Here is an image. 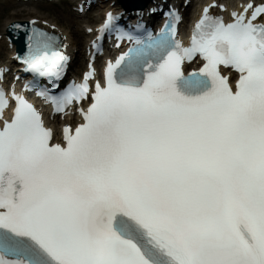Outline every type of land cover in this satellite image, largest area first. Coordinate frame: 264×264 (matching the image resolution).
Instances as JSON below:
<instances>
[{
	"label": "snow or ice",
	"instance_id": "6c2138e0",
	"mask_svg": "<svg viewBox=\"0 0 264 264\" xmlns=\"http://www.w3.org/2000/svg\"><path fill=\"white\" fill-rule=\"evenodd\" d=\"M261 18L251 3L233 23L205 15L191 48L142 77L109 64L66 147L14 97L0 130V264H264ZM27 40L28 69L58 76L55 38L33 28ZM197 54L204 66L185 76ZM221 65L240 74L235 92ZM7 107L0 92V118Z\"/></svg>",
	"mask_w": 264,
	"mask_h": 264
},
{
	"label": "rangeland",
	"instance_id": "374dc122",
	"mask_svg": "<svg viewBox=\"0 0 264 264\" xmlns=\"http://www.w3.org/2000/svg\"><path fill=\"white\" fill-rule=\"evenodd\" d=\"M66 6V1L63 3ZM32 8V6H29ZM24 9L23 7H18L11 0H0V22H3L5 19H24L29 17H54L57 19L58 24L70 31H78L79 25L81 22L77 21L72 17L69 11L66 8H55L49 5H40L39 13L28 14L23 12L19 14L18 11Z\"/></svg>",
	"mask_w": 264,
	"mask_h": 264
},
{
	"label": "bare ground",
	"instance_id": "6f19581e",
	"mask_svg": "<svg viewBox=\"0 0 264 264\" xmlns=\"http://www.w3.org/2000/svg\"><path fill=\"white\" fill-rule=\"evenodd\" d=\"M131 1H132V0H131ZM143 1H146V0H138V2H143ZM29 6H32V8L29 7ZM117 6L120 7L121 9H123V7H121L122 5H120L119 3L117 4ZM18 7H23V8H24V9H21V10L18 11L19 14H22L23 12H27L28 14L39 13V12H40V11H39V9H40V4H32V3H28V4H21V5H18ZM29 18H31V17H29ZM37 18H40V17H37ZM41 19L49 20V21H51V22H53V23L59 25L58 22H57V19L54 18V17L46 16V17H44V18L41 17ZM9 20H13V19H5L4 22H2V24L5 23L6 21H9ZM2 24H1V25H2ZM73 34H74L75 36L80 35V34H78V32L75 31V30H74V33H73ZM82 37H83V36H82V34H81V35H80V38H82ZM77 61H78V63H80V62H79V59H78ZM51 96L53 97V96H55V94L53 93V94H51Z\"/></svg>",
	"mask_w": 264,
	"mask_h": 264
},
{
	"label": "water",
	"instance_id": "95a60500",
	"mask_svg": "<svg viewBox=\"0 0 264 264\" xmlns=\"http://www.w3.org/2000/svg\"><path fill=\"white\" fill-rule=\"evenodd\" d=\"M149 1V0H148ZM139 5H143V3L142 4H139ZM134 6H136V5H134ZM134 6H126V5H124V7L126 8V9H132Z\"/></svg>",
	"mask_w": 264,
	"mask_h": 264
}]
</instances>
